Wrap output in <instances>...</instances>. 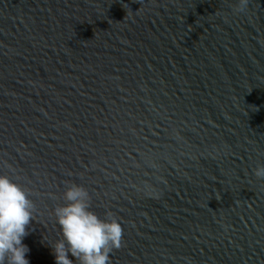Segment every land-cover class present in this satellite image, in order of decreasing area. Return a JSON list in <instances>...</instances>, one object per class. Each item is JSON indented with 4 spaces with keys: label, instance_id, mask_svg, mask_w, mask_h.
Instances as JSON below:
<instances>
[{
    "label": "water",
    "instance_id": "obj_1",
    "mask_svg": "<svg viewBox=\"0 0 264 264\" xmlns=\"http://www.w3.org/2000/svg\"><path fill=\"white\" fill-rule=\"evenodd\" d=\"M0 0V176L29 264L83 186L109 264H264V0ZM71 258V257H70Z\"/></svg>",
    "mask_w": 264,
    "mask_h": 264
},
{
    "label": "clouds",
    "instance_id": "obj_2",
    "mask_svg": "<svg viewBox=\"0 0 264 264\" xmlns=\"http://www.w3.org/2000/svg\"><path fill=\"white\" fill-rule=\"evenodd\" d=\"M248 4L249 0H234L233 14L245 13ZM253 174L264 179V166L254 168ZM63 198L66 203L53 209L62 235L50 245L55 264H109V253L122 246L121 224L111 212L102 220L91 211L89 194L81 185L66 188ZM34 210L26 192L0 176V264H29V249L22 240Z\"/></svg>",
    "mask_w": 264,
    "mask_h": 264
}]
</instances>
